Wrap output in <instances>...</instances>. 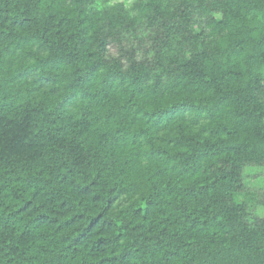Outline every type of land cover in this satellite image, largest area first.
<instances>
[{"label": "trees", "instance_id": "1", "mask_svg": "<svg viewBox=\"0 0 264 264\" xmlns=\"http://www.w3.org/2000/svg\"><path fill=\"white\" fill-rule=\"evenodd\" d=\"M257 168L264 0H0V264H264Z\"/></svg>", "mask_w": 264, "mask_h": 264}, {"label": "rangeland", "instance_id": "2", "mask_svg": "<svg viewBox=\"0 0 264 264\" xmlns=\"http://www.w3.org/2000/svg\"><path fill=\"white\" fill-rule=\"evenodd\" d=\"M247 172L251 173L252 178H249V187L259 189V192H264V168L249 169ZM255 176V177H254ZM260 215L264 216V211H260Z\"/></svg>", "mask_w": 264, "mask_h": 264}]
</instances>
